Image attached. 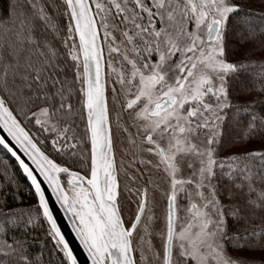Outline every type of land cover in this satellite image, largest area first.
Returning a JSON list of instances; mask_svg holds the SVG:
<instances>
[{"label": "snow or ice", "instance_id": "obj_1", "mask_svg": "<svg viewBox=\"0 0 264 264\" xmlns=\"http://www.w3.org/2000/svg\"><path fill=\"white\" fill-rule=\"evenodd\" d=\"M254 50L264 0H0V150L37 198L21 207L0 165V264H78L49 189L91 264H264ZM125 157L164 187L135 186Z\"/></svg>", "mask_w": 264, "mask_h": 264}, {"label": "trees", "instance_id": "obj_2", "mask_svg": "<svg viewBox=\"0 0 264 264\" xmlns=\"http://www.w3.org/2000/svg\"><path fill=\"white\" fill-rule=\"evenodd\" d=\"M226 43L229 46L230 59L231 60H239L244 55L245 49H247L249 47V45H247V44L242 45V46L238 45L236 39L234 37H232L231 35L226 37ZM261 55H262V53L259 50H254L253 52L249 53V58L251 60H253L254 62H256L257 64L264 63V61H261V59H260ZM244 79H245V82L247 83L249 78L245 77ZM256 87H259V85H256ZM237 88H238V85H237ZM256 95H257L256 92H252L247 98L251 99L253 96H256ZM243 127H244V125H241L239 128L233 127L230 130L231 134L234 135V136L237 135V133L239 132L240 128H243ZM260 143L261 142L259 140L254 139V140L251 141L250 146L258 148L260 146ZM4 162H8V163H10L12 165V167L9 169V171L14 173L16 181H17V183L19 184V187H20L19 195H20V198L23 201L21 207H23L24 209H28L31 206L35 205L37 198L34 196V191H33V189H31L29 183L24 178L21 170L19 169L18 166H16V164L9 157V155H6L2 150H0V165H2ZM0 175H2V167H0ZM13 206H15V205H13ZM35 235H37L40 238H44V233L40 229L37 230ZM47 247L49 249H53L54 248V242L50 241V238L48 240ZM57 255L58 254H56L53 251V254H52L53 264H55V262L57 260Z\"/></svg>", "mask_w": 264, "mask_h": 264}, {"label": "rangeland", "instance_id": "obj_3", "mask_svg": "<svg viewBox=\"0 0 264 264\" xmlns=\"http://www.w3.org/2000/svg\"><path fill=\"white\" fill-rule=\"evenodd\" d=\"M130 165V166H129ZM125 166L128 167V171L130 175H137L138 178L135 181V186H146V181L149 180V177L152 178V180L156 181L157 183H160L162 187H164L163 182L159 181V176L160 173L152 170V171H148L147 169L143 168L142 166L138 165V164H130V158L129 157H125ZM137 169H139V173H137ZM122 179H123V174H122ZM131 187V185H130ZM149 195L150 198L152 196V189H149ZM156 198L160 201V208H158L156 210V216L161 217L163 216V206L165 203V199L163 196V193L161 191H157L156 192ZM134 199V197H133ZM135 205H132V208L134 209ZM163 226V221L162 219L157 220L154 222V231H153V236L151 237L152 241L154 244H159V237L155 234V230L157 229V227H162ZM235 255H238L235 254Z\"/></svg>", "mask_w": 264, "mask_h": 264}, {"label": "water", "instance_id": "obj_4", "mask_svg": "<svg viewBox=\"0 0 264 264\" xmlns=\"http://www.w3.org/2000/svg\"><path fill=\"white\" fill-rule=\"evenodd\" d=\"M0 134L6 135V133H2V132H0ZM9 157L16 164L14 158H12L10 155H9ZM25 159H26V157H25ZM21 172H22V170H21ZM22 174H23V172H22ZM24 178L26 179L25 176H24ZM26 181H27V179H26ZM27 182L30 185V182L29 181H27ZM46 194L49 197L50 207L53 209L54 215L57 218V222L60 225L62 232L64 233L65 238L69 241L70 246L73 248L74 254L78 258V264H91V261L88 259L87 253L84 251V249L80 245L79 241L75 238V234L72 231V226L69 223L67 216H65L63 210L60 209L59 204L56 203L55 197L51 194V190L50 189L47 190Z\"/></svg>", "mask_w": 264, "mask_h": 264}]
</instances>
